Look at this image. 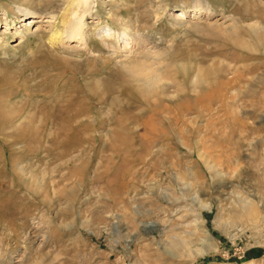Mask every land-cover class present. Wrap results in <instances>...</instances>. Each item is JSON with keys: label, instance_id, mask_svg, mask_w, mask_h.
Segmentation results:
<instances>
[{"label": "rangeland", "instance_id": "1", "mask_svg": "<svg viewBox=\"0 0 264 264\" xmlns=\"http://www.w3.org/2000/svg\"><path fill=\"white\" fill-rule=\"evenodd\" d=\"M67 1L0 0V264H264V0Z\"/></svg>", "mask_w": 264, "mask_h": 264}, {"label": "bare ground", "instance_id": "2", "mask_svg": "<svg viewBox=\"0 0 264 264\" xmlns=\"http://www.w3.org/2000/svg\"><path fill=\"white\" fill-rule=\"evenodd\" d=\"M89 1L90 0H68L66 3V7L63 9L62 14H60L61 16L58 17V15H57L52 22L48 23V33L46 34L44 40L48 44H51V45H56L57 42H68L69 40H73V41L78 42L77 43L78 45L85 44V42H86L85 36L86 35H85V32H83V25L85 24V22L83 19H84V15L90 11V9H89L90 5H88ZM19 12H21V11L19 10ZM206 12L209 13V10H207ZM24 14H26V12H22L21 14H19V13L16 14L15 19L21 17ZM184 15H185V10H183V9L176 12L177 18H181ZM34 21H36V20H34L31 17L27 20V22L25 24L22 25V28H23L22 29L23 33L21 34L22 38H24L26 32L30 31V28H31L32 23ZM30 24H31V26H30ZM111 30H112V28H110V27L107 28L105 30V32L101 33L100 37L103 40L107 37L109 39H111L112 34H113V32ZM15 32L21 33V31L17 30V29L15 30ZM114 36H115V34H114ZM114 36L112 39H117L116 36L115 37ZM106 43H109V42L104 41V44H106ZM123 46H124L123 49L130 47L129 41H125L123 43ZM0 48L2 49L3 54L8 53L6 41L4 43H2ZM1 117L2 116H0V125L2 126V120L3 119ZM0 129H2V128L0 127Z\"/></svg>", "mask_w": 264, "mask_h": 264}, {"label": "clouds", "instance_id": "3", "mask_svg": "<svg viewBox=\"0 0 264 264\" xmlns=\"http://www.w3.org/2000/svg\"><path fill=\"white\" fill-rule=\"evenodd\" d=\"M140 56L151 61L153 71L145 74L139 68L138 63H122L119 70L127 78L129 84L142 94H152L158 91L166 83L165 74L162 71L168 64L171 56V48L167 45L156 46L149 43L140 52Z\"/></svg>", "mask_w": 264, "mask_h": 264}]
</instances>
